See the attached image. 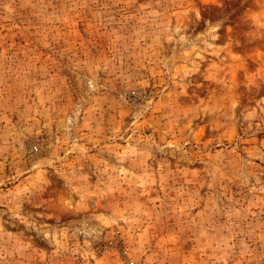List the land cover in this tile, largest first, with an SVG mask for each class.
<instances>
[{"label": "rangeland", "instance_id": "obj_1", "mask_svg": "<svg viewBox=\"0 0 264 264\" xmlns=\"http://www.w3.org/2000/svg\"><path fill=\"white\" fill-rule=\"evenodd\" d=\"M0 264H264V0H0Z\"/></svg>", "mask_w": 264, "mask_h": 264}]
</instances>
